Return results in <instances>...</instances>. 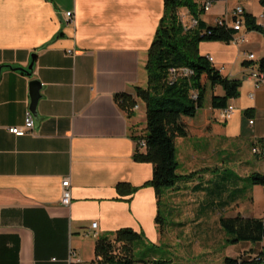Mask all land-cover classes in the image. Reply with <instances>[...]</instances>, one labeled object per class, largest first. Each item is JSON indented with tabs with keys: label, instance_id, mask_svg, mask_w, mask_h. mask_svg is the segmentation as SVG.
I'll return each mask as SVG.
<instances>
[{
	"label": "crops",
	"instance_id": "1",
	"mask_svg": "<svg viewBox=\"0 0 264 264\" xmlns=\"http://www.w3.org/2000/svg\"><path fill=\"white\" fill-rule=\"evenodd\" d=\"M238 5L264 29L261 0L217 2L200 19L213 26ZM183 12L190 22L189 11ZM66 13L73 23H66ZM164 16L165 0H0V264H91L96 259L93 232L102 238L131 229L157 241L162 200L158 206L154 189L146 185L154 168L136 161L137 152L145 153L138 146L144 135L135 106L128 109L119 98L137 101V89H146L148 51ZM239 34H245L246 44L199 47L223 76L241 81L239 97L228 104L234 108L230 120H222L221 110L212 107L213 96L224 93L210 85L194 119L199 132L218 122L225 133L175 140L182 179L165 196L168 201L184 194L196 197L197 214L209 202L214 215L221 216L219 203L231 194L227 179L233 175L264 174L263 159L251 153L264 139V84L256 89L250 77L259 69V52L258 60L264 57V35L247 28ZM32 60L31 76L17 71ZM33 80L42 85L35 129L17 137L9 129L24 127ZM136 107L141 109V102ZM235 164L245 171L233 172ZM66 179L70 207L60 203ZM120 184L126 185L121 193ZM214 184L225 186L208 198ZM249 192L253 195L248 191L247 198ZM253 215L252 209L242 217Z\"/></svg>",
	"mask_w": 264,
	"mask_h": 264
},
{
	"label": "trees",
	"instance_id": "2",
	"mask_svg": "<svg viewBox=\"0 0 264 264\" xmlns=\"http://www.w3.org/2000/svg\"><path fill=\"white\" fill-rule=\"evenodd\" d=\"M201 0H165V16L148 51L146 72L148 84L146 89H137V97L145 102L147 107V135L145 153L137 152L135 159L140 163L153 165V178L146 185L151 186L156 194L158 206L161 198L176 183L182 179L177 174L178 161L175 147L176 138H197L222 135L226 131L224 124L213 122L205 131L199 132L194 126V119L203 100L207 85L220 87L223 95L213 96L212 107L222 110L228 107L231 100L239 97L241 81L230 79L215 68L209 58L200 54L199 47L205 42H223L229 44L235 34L231 29L209 26L200 19ZM264 7V0H261ZM187 9L198 25L188 28L181 17V10ZM248 31H257L264 35V29L256 19L249 14L245 16ZM259 71L264 72V57L259 60ZM175 69L177 76L172 77L170 70ZM184 71H189L184 75ZM194 95L196 97H194ZM128 109L137 105V101L122 96L119 98ZM254 148L261 149L260 158L264 161V139L254 143ZM258 156V155H256ZM194 175V174H193ZM193 175L187 176L191 179ZM233 184V189L226 202L219 203V212L231 203L247 198L248 191L253 186L264 187V174L253 173L246 179L235 175L227 179ZM223 181V180H222ZM244 183L246 188L238 187ZM229 185V182L227 186ZM126 185L120 184L118 191ZM225 185H212L207 191L208 198L214 199V194ZM203 188H198L201 190ZM223 194H220L222 196ZM163 217L158 212L156 223L161 225ZM219 225L229 237L230 243L249 242L264 243V218H247L242 216H224L221 213ZM112 237V238H111ZM111 237L99 238L95 246V260L91 264H136L134 253L146 245L143 234L131 229L114 233ZM115 245H121L128 255L115 254ZM149 251V250H148ZM144 254L138 262L141 264H171L157 255ZM224 264H264V246L259 254L249 258H226Z\"/></svg>",
	"mask_w": 264,
	"mask_h": 264
},
{
	"label": "rangeland",
	"instance_id": "3",
	"mask_svg": "<svg viewBox=\"0 0 264 264\" xmlns=\"http://www.w3.org/2000/svg\"><path fill=\"white\" fill-rule=\"evenodd\" d=\"M253 5L254 3H251L248 6V10L251 12ZM180 13L183 21L187 24L183 10ZM249 32L255 35L261 34L257 31ZM260 53L257 56L258 59L261 55ZM258 59L255 65L259 63ZM138 101L141 102L142 108L135 106L134 111L139 117V127L145 137L148 133L147 107L144 101ZM251 153L255 155L252 149ZM236 164L233 166V172L241 173L245 171V168ZM242 175L244 176L245 174ZM243 187L246 188L245 184ZM250 191L251 193L253 191V195H250L249 192L247 199L237 202L232 209L225 208V211H221L222 215L232 217L246 216L250 215L253 209L255 218H264V187L256 185ZM196 199L194 196L189 198L185 194L178 200L173 198V200L168 201L165 195L161 198L163 222L158 229V239L156 242L147 239L145 241L146 245L135 251L134 259L137 261L136 264H141L138 261L143 258L144 254L149 256L155 254L160 259L170 261L171 264H224L227 257L249 258L259 254L264 243H230L228 241L229 237L219 225V216L217 214L216 216L214 215L215 210L211 209L209 202L202 203V213L197 214L196 210H194L198 207ZM166 214L169 215L166 216ZM198 220L201 223L199 228L195 227V224L199 222ZM141 234L144 235V233ZM253 247L255 248L254 250H252ZM114 251L118 256L128 255L121 245H115Z\"/></svg>",
	"mask_w": 264,
	"mask_h": 264
},
{
	"label": "built area",
	"instance_id": "4",
	"mask_svg": "<svg viewBox=\"0 0 264 264\" xmlns=\"http://www.w3.org/2000/svg\"><path fill=\"white\" fill-rule=\"evenodd\" d=\"M228 0H201L200 1V10L203 13H209L212 8L216 5L217 2H227ZM245 16L246 12L243 6L238 5L236 6L231 12L226 13L225 15L218 17L215 20L214 26L220 27V28H225V29H231L235 31V34L231 40L230 43H233L237 46H241L246 44L247 38L245 34L240 35L239 33L243 32L245 29ZM65 21L66 23L70 24L73 23L74 17L71 13H66L65 14ZM261 18H264V15L261 16ZM188 28H194L198 25L197 20L192 19L190 22H188ZM239 34V36H238ZM246 58L250 62H255L256 57L254 54H246ZM209 61L212 62L213 60L209 58ZM189 71H184V75H188ZM170 75L172 77L177 76V71L175 69L170 70ZM250 77L254 80L255 82V87L256 89H259L262 87L264 84V73H257V69L252 70ZM194 97H196L194 95ZM234 114V108L231 106H228L225 109H222L220 112V118L222 120L228 121L231 119V117ZM250 124H253V122H250ZM35 129V120L33 117V114L31 112H28L25 118V124L23 128H10L9 132L17 137H23L26 134L33 132ZM138 146L140 149H146V142L144 138H141L138 140ZM264 149V148H262ZM252 152L255 155H260L261 154V149L259 148H254ZM72 202V193H71V183L69 179H66L62 182V195H61V205L64 207H70ZM97 228V224L92 225V229L95 230ZM92 237L94 239H99V235L96 232L92 233ZM72 259L76 260L77 255L75 252H72L71 254Z\"/></svg>",
	"mask_w": 264,
	"mask_h": 264
},
{
	"label": "water",
	"instance_id": "5",
	"mask_svg": "<svg viewBox=\"0 0 264 264\" xmlns=\"http://www.w3.org/2000/svg\"><path fill=\"white\" fill-rule=\"evenodd\" d=\"M34 67V60H32L30 66L27 69H17V71L24 72L28 75H32ZM41 83L39 81L33 80L31 82V104H30V112L33 114V116H37L38 114V103L41 99Z\"/></svg>",
	"mask_w": 264,
	"mask_h": 264
},
{
	"label": "bare ground",
	"instance_id": "6",
	"mask_svg": "<svg viewBox=\"0 0 264 264\" xmlns=\"http://www.w3.org/2000/svg\"><path fill=\"white\" fill-rule=\"evenodd\" d=\"M260 67V66H259ZM257 73H264V72H261V71H259V69H257Z\"/></svg>",
	"mask_w": 264,
	"mask_h": 264
}]
</instances>
